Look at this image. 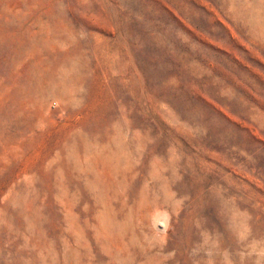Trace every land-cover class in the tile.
<instances>
[{
    "label": "rangeland",
    "instance_id": "obj_1",
    "mask_svg": "<svg viewBox=\"0 0 264 264\" xmlns=\"http://www.w3.org/2000/svg\"><path fill=\"white\" fill-rule=\"evenodd\" d=\"M0 264H264V0H0Z\"/></svg>",
    "mask_w": 264,
    "mask_h": 264
}]
</instances>
